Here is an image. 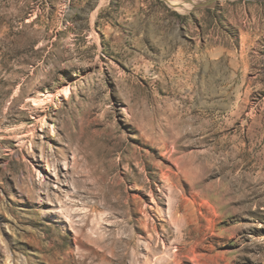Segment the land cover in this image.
I'll return each instance as SVG.
<instances>
[{
	"label": "rangeland",
	"instance_id": "obj_1",
	"mask_svg": "<svg viewBox=\"0 0 264 264\" xmlns=\"http://www.w3.org/2000/svg\"><path fill=\"white\" fill-rule=\"evenodd\" d=\"M0 264H264V0H0Z\"/></svg>",
	"mask_w": 264,
	"mask_h": 264
},
{
	"label": "bare ground",
	"instance_id": "obj_2",
	"mask_svg": "<svg viewBox=\"0 0 264 264\" xmlns=\"http://www.w3.org/2000/svg\"><path fill=\"white\" fill-rule=\"evenodd\" d=\"M171 3H173V4H176V5H184V3H189L190 4V2H192V3H194V5H198L197 3H195V2H205V1H208V0H169ZM36 100L34 99V102H35Z\"/></svg>",
	"mask_w": 264,
	"mask_h": 264
},
{
	"label": "water",
	"instance_id": "obj_3",
	"mask_svg": "<svg viewBox=\"0 0 264 264\" xmlns=\"http://www.w3.org/2000/svg\"><path fill=\"white\" fill-rule=\"evenodd\" d=\"M214 1H215V0H208V1L204 2V3H200V4H198V5H196V6H206V5L211 4V3L214 2Z\"/></svg>",
	"mask_w": 264,
	"mask_h": 264
}]
</instances>
